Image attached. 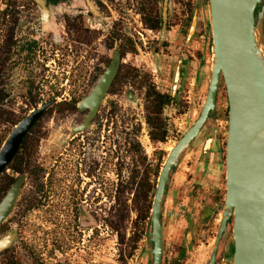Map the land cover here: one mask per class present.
Segmentation results:
<instances>
[{
	"label": "rangeland",
	"instance_id": "rangeland-1",
	"mask_svg": "<svg viewBox=\"0 0 264 264\" xmlns=\"http://www.w3.org/2000/svg\"><path fill=\"white\" fill-rule=\"evenodd\" d=\"M91 2L96 11L87 0H60L49 5L51 13L45 20L35 0H0V89L8 93L0 103V148L14 127L13 120L58 92L63 101H81L97 84L115 50L121 49L118 79L85 128L73 132L90 110L79 109V101L74 110L55 104L46 113L50 117L46 123H38L45 128L36 125L32 131L46 132L43 145L55 149L58 160L70 168L90 166L94 186L99 183L103 200L107 196V201L93 205V232L101 231L99 224L102 235L94 239L91 250L82 248L72 260L80 264H152L150 217L158 175L169 150L199 116L208 90L212 52L211 35L205 28L207 2L168 0L163 39L164 0H120V5L113 0L116 5L110 19L104 0ZM193 16L196 28L189 39ZM147 18L158 21L157 25ZM12 30L15 43L10 48ZM114 32L122 40H113ZM32 41L35 48L29 50ZM150 88L172 97L160 112L154 110L148 96ZM227 105L222 81L215 110L218 122L207 124L175 167L163 206L162 264L209 261L226 192L223 143L228 130ZM148 116L160 118L167 131L164 141L153 139ZM213 128L218 129L221 144L219 152L218 146L214 149L216 156L202 151ZM141 183L154 186L146 198ZM231 229L230 223L228 231ZM222 261L232 264L231 257Z\"/></svg>",
	"mask_w": 264,
	"mask_h": 264
},
{
	"label": "water",
	"instance_id": "water-1",
	"mask_svg": "<svg viewBox=\"0 0 264 264\" xmlns=\"http://www.w3.org/2000/svg\"><path fill=\"white\" fill-rule=\"evenodd\" d=\"M43 17L50 14L46 0H35ZM90 7L96 11L91 0ZM208 16L206 32L211 35V67L209 85L197 119L187 128L169 153L160 169L151 208L152 264L162 263L163 225L161 213L171 171L178 166L185 153L207 123H216L212 114L221 80L228 99V130L225 147L226 192L222 216L211 257L207 264H217L218 247L224 242V256L232 264H264V2L263 0H206ZM168 0H164L162 39L166 32ZM196 19L193 16L188 33L194 35ZM120 52L113 58L92 91L79 104L89 108L85 120L73 132L82 130L97 112L119 67ZM180 73L177 70L176 79ZM55 100L34 108L10 131L0 148V174L13 161L25 135ZM218 135V129H214ZM210 135L203 153L212 146ZM217 146L221 150L220 138ZM20 175L12 189L0 203V221L15 200L23 181ZM231 223V232L228 231ZM7 238L0 240V251ZM221 260V262H222Z\"/></svg>",
	"mask_w": 264,
	"mask_h": 264
},
{
	"label": "flooded vegetation",
	"instance_id": "flooded-vegetation-1",
	"mask_svg": "<svg viewBox=\"0 0 264 264\" xmlns=\"http://www.w3.org/2000/svg\"><path fill=\"white\" fill-rule=\"evenodd\" d=\"M119 1L116 0L117 5H120ZM59 2L60 0H46L48 7L50 4H57ZM104 5V10L109 16L107 19H110L113 13L112 7L116 4H114L113 0H104ZM114 25L115 23H113L111 28H114ZM111 33L109 31V34ZM112 39L115 41H118V39L122 40L118 32H114ZM14 43V32L12 30L9 40L10 48H13ZM35 44L36 42L32 41L27 49H34L35 46L33 45ZM119 52L121 63V49ZM119 70L120 67L110 88L118 79ZM60 94L58 92V94L52 97L51 100H55V102L48 107L32 128H35L36 125L41 127L43 123H46L45 121L50 118L46 113L51 111V107L55 104L60 103L74 110L70 107L73 105L77 106V103L80 101H75L72 98L69 102H66V98L63 101L59 99ZM60 104L58 105L60 106ZM215 110L212 116L218 122L219 118L215 116ZM39 122L42 124H38ZM207 124L202 128L201 133L208 127ZM214 129L209 132V136H213L212 146L209 152L216 156L217 152L214 149L217 146V138L220 137L215 133ZM28 134L29 138L21 150V155L18 156L19 152H17L13 161L4 169L3 184H1L2 173L0 174V203L10 192L17 178L20 175L24 177L20 193L12 209L0 223V238L5 235L8 239V244L0 251V264H80L76 260H72V258L77 255L76 253L78 251L84 250L82 248L91 250L94 239L98 240L97 236L99 234L102 235V227L99 224H96V226L101 231L96 229V235L93 232V205L95 204L96 207L99 202L103 203L102 201H107V196L103 200L104 193L101 192L99 194L101 189L97 186L99 183L94 186V175L90 166L87 169L80 168L75 170L70 168L67 163H62L58 160L59 156L55 155V149H48L46 145H43L42 140L46 132L33 130L29 131ZM223 145L226 147V140H224ZM14 161L16 162L14 163ZM174 170L175 167L171 171V178ZM168 187L169 185L167 186V191ZM99 198H101L100 201ZM95 211L97 212V210ZM162 218L163 209L161 222L163 225L164 245L165 228ZM222 245H224L223 241L220 242L218 247L217 264H226V261L221 262L222 250L220 249L223 247ZM230 262L232 263V261ZM84 264H91V262H84Z\"/></svg>",
	"mask_w": 264,
	"mask_h": 264
},
{
	"label": "trees",
	"instance_id": "trees-1",
	"mask_svg": "<svg viewBox=\"0 0 264 264\" xmlns=\"http://www.w3.org/2000/svg\"><path fill=\"white\" fill-rule=\"evenodd\" d=\"M147 21H149L151 23V25L155 26L157 25L158 21L156 20H152L150 18H147ZM10 40V34H9V38ZM122 57H123V52H122ZM6 60V58L4 59V61ZM148 96L152 97V102L154 105V110H156V112H160L163 108L164 105L168 104L172 97L170 94H166V93H161V92H157L154 88H150L149 92H148ZM7 97V92L4 91L3 89H0V103H2L4 101V99ZM70 108L75 109L76 105L71 106ZM25 117V116H24ZM22 117V118H24ZM22 118L17 119V120H13V125L15 126ZM148 122L149 124L152 126V137L155 140H160V141H164L165 137L167 135V131L162 129L161 126V122H160V118L159 117H154V116H148ZM34 127V126H33ZM33 128H31L30 131H32ZM29 138V134L27 133L20 145L19 148V155H21V150L24 147V144L26 142V140ZM16 161H14L15 163ZM154 188V186H151L150 184L146 183H141L140 184V190L144 196V198H146V194H148L152 189Z\"/></svg>",
	"mask_w": 264,
	"mask_h": 264
},
{
	"label": "bare ground",
	"instance_id": "bare-ground-1",
	"mask_svg": "<svg viewBox=\"0 0 264 264\" xmlns=\"http://www.w3.org/2000/svg\"><path fill=\"white\" fill-rule=\"evenodd\" d=\"M149 149V148H148Z\"/></svg>",
	"mask_w": 264,
	"mask_h": 264
}]
</instances>
